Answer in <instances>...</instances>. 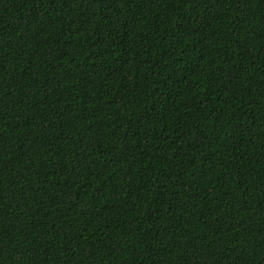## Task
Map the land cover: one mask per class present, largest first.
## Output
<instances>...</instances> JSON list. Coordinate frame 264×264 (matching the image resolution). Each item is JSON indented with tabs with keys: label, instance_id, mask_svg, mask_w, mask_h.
Wrapping results in <instances>:
<instances>
[{
	"label": "trees",
	"instance_id": "trees-1",
	"mask_svg": "<svg viewBox=\"0 0 264 264\" xmlns=\"http://www.w3.org/2000/svg\"><path fill=\"white\" fill-rule=\"evenodd\" d=\"M0 264H264V0H0Z\"/></svg>",
	"mask_w": 264,
	"mask_h": 264
}]
</instances>
